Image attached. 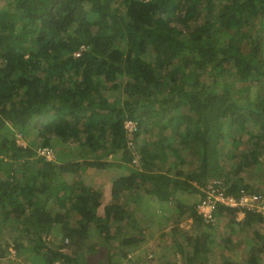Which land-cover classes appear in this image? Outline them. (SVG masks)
Returning a JSON list of instances; mask_svg holds the SVG:
<instances>
[{"label": "trees", "instance_id": "trees-1", "mask_svg": "<svg viewBox=\"0 0 264 264\" xmlns=\"http://www.w3.org/2000/svg\"><path fill=\"white\" fill-rule=\"evenodd\" d=\"M126 120L137 125L132 147ZM57 144L54 159L39 153ZM74 145L77 157L65 159ZM260 163L264 0L0 5V259L12 246L30 264H92L85 253L106 246V264L135 262L138 221H152L156 202L180 255L165 264H264L261 215L218 205L205 223L195 209L209 179L235 196L263 192L246 177ZM84 166L124 169L102 215L101 190L78 175ZM183 215L195 228L179 230ZM223 216L236 233L217 240Z\"/></svg>", "mask_w": 264, "mask_h": 264}, {"label": "rangeland", "instance_id": "rangeland-1", "mask_svg": "<svg viewBox=\"0 0 264 264\" xmlns=\"http://www.w3.org/2000/svg\"><path fill=\"white\" fill-rule=\"evenodd\" d=\"M6 0H0V5L4 6ZM60 147L59 144L56 146H53V152H57L58 148ZM78 147L77 146H65V151H64V157L70 158V154H72L73 158L75 155V158L77 157V152H78ZM71 152V153H70ZM74 152V153H72ZM74 154V155H73ZM55 157V155H54ZM59 159V158H58ZM124 172L123 168L120 167H107V168H91L90 166H84L78 173L80 175V178L83 179L86 183L94 186L95 188H98L101 190L102 196H103V202L101 207L98 209V214L102 215L103 214V205L109 202L111 199L110 195V188H111V181L117 174H121ZM246 177L247 179L254 183L258 189L263 191L264 193V165L262 163L255 165L254 167L250 168L246 172ZM187 198L195 200V195H190L187 196ZM154 203V204H153ZM149 203L152 205H149V207H152L151 213H152V221H148L146 219L144 220H139L138 224L141 226V230L143 233V238L145 241L138 246V249L131 250L132 252V257H137V261H135V258H132L135 262L132 261V263L127 262L126 260L120 261V262H115L113 264H145L147 256H150L153 254V260L151 264H165V261L168 257L171 256V260L174 261H180V255L178 254V251L176 248L170 243V238L172 235V232L170 231V227L166 226L165 222H163V218L161 216H154V211H160L161 212V205L159 203L153 202ZM147 205L142 206L140 208L148 210ZM139 211V208L135 209V212ZM150 214V212H149ZM165 224V225H164ZM196 225V222H194L191 218L185 217V215L182 216L181 220L179 221V230L183 231H189L191 228H195L194 226ZM229 225L228 220L226 219L225 216H223L221 219L217 220L215 227H214V232L218 236L217 240L221 239V237L225 236H233L235 232V228L230 226V228H227ZM114 231V230H113ZM263 231V229L261 230ZM164 232V236H160V233ZM249 228H245L244 230V235L248 234ZM17 233L19 234L20 232H12V237H16ZM53 235V236H52ZM57 234L54 235L51 234L52 238L56 236ZM11 237L10 233H4L3 238H6V240H9L8 237ZM140 236V235H139ZM176 236H180L177 234ZM66 242V240H64ZM111 241L113 244H117L118 239L116 238H111ZM169 245L170 247H167ZM164 246L166 247L164 249L163 253H166L163 258H160L159 252L163 251ZM2 248V247H0ZM9 251L7 255L3 258L0 259V264H30L26 259H25V254L17 257L15 254V251L13 247H9ZM85 248V247H84ZM2 250V249H1ZM69 252L68 250H66ZM83 252V251H82ZM85 253V252H84ZM84 253H81L84 255ZM87 256L88 260L92 264H106V256H107V248L106 246L99 247L95 251H91L90 253H85ZM166 256V258H165ZM172 264V263H171Z\"/></svg>", "mask_w": 264, "mask_h": 264}, {"label": "built area", "instance_id": "built-area-1", "mask_svg": "<svg viewBox=\"0 0 264 264\" xmlns=\"http://www.w3.org/2000/svg\"><path fill=\"white\" fill-rule=\"evenodd\" d=\"M83 46L74 52L75 56H79ZM124 129L126 131L128 146H133L132 135L137 130L136 122L133 120H126L124 122ZM39 153L44 155L46 159H54V153L49 148H40ZM134 156L132 161L136 165L138 160ZM202 196L196 203L195 209L197 214L202 218L205 223H212L216 220L215 211L217 206L223 205L227 207H237L240 209L238 218H242L244 210L253 211L261 215L264 222V193L261 191H247L240 188L238 194H228L226 191L225 183L220 178H213L206 181L201 187Z\"/></svg>", "mask_w": 264, "mask_h": 264}]
</instances>
